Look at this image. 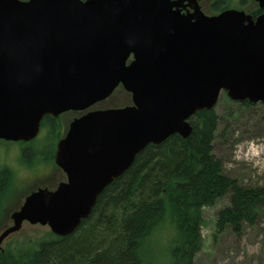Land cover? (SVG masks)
Segmentation results:
<instances>
[{
    "label": "water",
    "instance_id": "obj_1",
    "mask_svg": "<svg viewBox=\"0 0 264 264\" xmlns=\"http://www.w3.org/2000/svg\"><path fill=\"white\" fill-rule=\"evenodd\" d=\"M263 12L181 13L171 0H0V139L28 142L45 114L83 111L121 84L131 104L74 118L57 142L67 180L39 187L13 211L2 242L23 222L72 233L99 193L137 153L193 130L221 91L264 102Z\"/></svg>",
    "mask_w": 264,
    "mask_h": 264
},
{
    "label": "trees",
    "instance_id": "obj_2",
    "mask_svg": "<svg viewBox=\"0 0 264 264\" xmlns=\"http://www.w3.org/2000/svg\"><path fill=\"white\" fill-rule=\"evenodd\" d=\"M240 2L244 9L246 0ZM229 4L215 0L211 9L220 12ZM247 12L251 14L250 7ZM189 121L193 130L187 137L173 134L137 153L129 168L99 193L91 213L72 233L58 236L48 231L2 247L0 264H147L146 239L165 217L174 229L167 243L168 264H192L200 249L203 208L227 192L230 201L219 210L216 229L230 227L239 234L243 223L254 224L264 209V184L240 186L222 173L212 152L218 125L214 108L198 110ZM42 128L49 129L56 142L62 136L61 121L47 114ZM25 152L31 153L28 146ZM16 178L12 168L0 167V219L7 196L18 191Z\"/></svg>",
    "mask_w": 264,
    "mask_h": 264
},
{
    "label": "rangeland",
    "instance_id": "obj_3",
    "mask_svg": "<svg viewBox=\"0 0 264 264\" xmlns=\"http://www.w3.org/2000/svg\"><path fill=\"white\" fill-rule=\"evenodd\" d=\"M217 1V0H216ZM232 8H240L239 0H227ZM213 3V2H212ZM207 6L209 1H207ZM246 8L251 1L246 0ZM212 7V4H211ZM130 95L117 92L113 104H128ZM214 111L218 125L213 140V155L221 163L222 173L236 180L240 186L256 187L264 184V104L231 100L221 91ZM67 122V121H66ZM56 136L42 128L29 142L0 139V167L7 165L17 175L18 191L7 196L5 210L0 219V230L12 225L11 215L32 189L47 186L53 189L62 175L53 165ZM28 146L31 153L25 152ZM26 153V154H25ZM33 153H36L33 155ZM231 192L218 198L214 205L203 208L200 228V249L192 264H264V209L254 224H244L242 231L234 233L230 227L216 229V217L227 206ZM167 217L146 239L147 264H168L167 243L174 234ZM50 231L48 226L23 222L21 227L2 242V247H14Z\"/></svg>",
    "mask_w": 264,
    "mask_h": 264
},
{
    "label": "flooded vegetation",
    "instance_id": "obj_4",
    "mask_svg": "<svg viewBox=\"0 0 264 264\" xmlns=\"http://www.w3.org/2000/svg\"><path fill=\"white\" fill-rule=\"evenodd\" d=\"M175 6H177V8L180 10L181 13H192L195 9V7L202 13L206 14V15H212V14H217L219 11L217 12H214L212 9H211V4L212 2H214L215 0H171ZM207 1H209V4L207 6ZM244 3V2H243ZM251 16L252 18H255L257 15H259L260 13L263 12V8H260L259 4L255 1V0H251ZM246 11L249 9V8H244ZM253 11H256L255 13H252ZM125 92L127 95L130 93H128V91H126L121 84H119L114 90L113 92L108 96L106 97L104 100H101L97 103H95L92 107H89L83 111H79V110H68V111H65L61 114H59L58 116H52L50 114H47L53 118H57L61 121V137H63L65 135V133L67 132V129L69 127V124L70 122L76 118V117H79L85 113H87L88 111L90 110H94V109H108V108H113V107H123V106H126V105H129L131 104V98L129 99V103L128 104H125V105H122V104H119V105H115L113 104L114 106H111L112 103V98L114 96L115 93L117 92ZM67 121V122H66ZM59 140V139H58ZM58 142V141H57ZM57 142H56V145H57ZM55 150H56V147H55ZM55 150H54V153H53V165L56 167L57 170H59L61 172V176H60V179L57 183V185L60 183V182H64L67 180V176L65 174L64 171H62L56 164H55V161H54V154H55ZM39 187H42V186H39ZM39 187H36V188H39ZM43 187H47V186H43ZM48 188V187H47ZM54 189V188H53Z\"/></svg>",
    "mask_w": 264,
    "mask_h": 264
}]
</instances>
